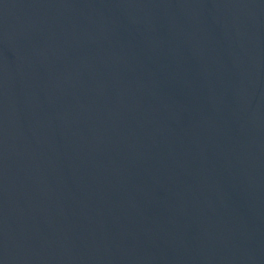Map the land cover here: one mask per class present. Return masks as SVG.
Wrapping results in <instances>:
<instances>
[{"label": "water", "instance_id": "95a60500", "mask_svg": "<svg viewBox=\"0 0 264 264\" xmlns=\"http://www.w3.org/2000/svg\"><path fill=\"white\" fill-rule=\"evenodd\" d=\"M0 264H264V0H0Z\"/></svg>", "mask_w": 264, "mask_h": 264}]
</instances>
